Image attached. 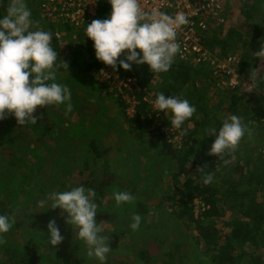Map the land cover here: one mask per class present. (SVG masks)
<instances>
[{
	"label": "trees",
	"instance_id": "1",
	"mask_svg": "<svg viewBox=\"0 0 264 264\" xmlns=\"http://www.w3.org/2000/svg\"><path fill=\"white\" fill-rule=\"evenodd\" d=\"M241 13L246 18H250L247 2H242ZM98 19H104L110 13V5L107 0H100V8L98 12ZM254 31L250 32V40L242 43L243 48L242 55L239 56V61L235 68L237 73L242 75H250L255 70V59L250 48L256 53L264 42L262 40L264 34V14L260 23L255 24ZM59 28V32H60ZM230 35H241L236 34L233 31H229ZM212 37H207L205 45L210 48ZM53 41L56 39L53 38ZM262 41V42H261ZM261 42V43H260ZM59 43V42H58ZM250 47V48H248ZM231 48L221 52L222 56L232 55ZM123 56H121L122 58ZM69 66H75L78 71L72 74H68L60 83L66 84L72 95L76 93L75 78L79 77L78 72L83 73L89 71L90 68L99 67V61L96 58H91L85 63L73 62ZM67 67V71L69 70ZM146 67V65H145ZM148 67V66H147ZM132 70V68H131ZM207 71L206 67H192L190 65L183 64L177 59L173 66L167 73L156 74L150 72L153 76H161L162 82L157 88H153L154 93L163 92L165 95H181L182 91L186 88H195L196 78H198L203 71ZM60 71V70H59ZM137 72V73H136ZM143 71L129 72V77L137 79L139 86L142 88L149 85L150 77L148 78ZM146 74V73H145ZM76 75V77H75ZM75 83V85H74ZM97 85V83H95ZM222 99H226L225 102L218 103L221 107H226L228 115L236 114L242 118V122L248 125V134L254 132L257 128L262 129L263 125L260 124L259 118L262 117L263 111H258L253 108L252 99L258 97L257 95L251 98L247 97L239 89L226 88L224 90ZM143 92H139L136 95V99L139 104L136 107L135 114L129 119L130 124H135L136 128L140 130V135L149 134V127L153 122L162 123V125L172 128L170 124V117L167 115L165 118L163 112L158 117H155L154 113L148 114V106L143 101ZM184 97V96H183ZM188 100L193 104L197 111L193 117L185 122L184 127L187 129L186 135L182 138L180 147L169 144L162 136L161 131L156 129L160 142L157 144L160 148V152L166 155V162L164 165H159L161 173L165 174L167 178L168 186L164 188L162 193L157 197L159 203L166 205V215L162 216L157 213L158 210H163L165 207L160 205L147 206V200L143 201L136 199L135 210L125 215L126 218H118L114 211L107 213V221L114 231L110 233V230H106L104 235L109 236L112 242L115 244L112 247L109 246L111 252L108 254L106 264H125L127 260L124 257L128 255L132 264L138 262L142 264H185L181 259L185 256L188 251L194 250L201 256L212 257L213 264H264V257L260 253L261 250L264 252V199L259 201L256 196L259 194L260 186L264 184V154L261 148L264 147V142L260 139L264 132H258L257 137L253 138L254 145L256 148V157L258 164L251 167V171L256 173L251 180H248L244 190H239L241 181L245 176L239 175L237 178V171L227 168L228 163L224 160L218 159L215 155H210L212 161L216 162L214 170V181L209 185H204L199 179H194V176L184 173L186 165L189 164V157L195 161L198 159L201 153L203 144L207 149L210 150L211 141L208 138L211 134H207V130L210 127H219L218 113L210 112L207 114V109L203 106V100L206 101L204 95L199 94V91L194 92L191 96H188ZM227 98L229 100H227ZM260 98V97H259ZM73 99V96L71 97ZM254 110V111H253ZM253 111V112H252ZM194 117H201L198 122H193ZM11 118V119H10ZM6 118V121H15L13 117ZM44 124L48 123L46 120ZM257 122L256 125H253ZM188 123L196 125V130L187 128ZM166 124V125H165ZM17 125V123H16ZM0 126L3 125L0 123ZM20 127V126H19ZM19 127L14 129H19ZM13 129H7V131L0 132V179L4 180L2 183L5 185V189L0 190V214H7L12 221H14L12 228L0 241V264H56L58 261L56 258L49 259L52 256V250L58 252L61 257L67 262L61 264H98L93 259L90 263L87 260V250L83 241L79 240L75 228L65 223L66 214L61 216V219L55 220L56 225L59 227L60 232L63 234V241L56 246L55 249L50 248L46 243L47 236V224L51 219H54L56 210L45 209L37 206V200L39 196H47V194L55 189V191H64L70 187L83 185L86 189L91 188L98 195L95 200L96 204H101V200L105 196H111L109 203L114 200V186H120L124 183L125 174H121L120 169L123 168L121 165L127 158H120L118 161H114L109 157V153L114 150L110 148L103 149L98 146L96 135L91 140L83 138L85 149L81 152V155L76 156L74 159L73 166L69 165L64 169L62 167V159L59 157H48L44 162H51L52 159H56L58 164L56 166L57 172L61 179H52L53 186H42L39 190V196L37 195L36 189H28L29 192H22L18 190L20 183L30 181L32 175L36 174L34 171L29 170L30 161L26 160L25 155L16 151L13 146L16 144V138L14 135L9 138V142H6V136L11 134ZM33 132L31 129H26L23 134L29 135ZM203 133L204 141L200 144L197 140H193L192 136L194 133ZM248 134L242 139L244 140ZM45 136V135H44ZM27 137V136H26ZM42 137V136H40ZM38 137L35 142L39 143L41 138ZM28 138V137H27ZM84 140H86V144ZM141 141V139H140ZM6 142V143H5ZM34 142V143H35ZM246 142V141H245ZM15 143V144H14ZM209 143V144H208ZM41 144H44L42 142ZM35 144H32L27 148V152L35 151ZM246 144H240V149H249ZM253 149V148H252ZM81 150V151H82ZM118 151V150H116ZM115 151V152H116ZM164 151V152H163ZM18 154H17V153ZM126 154V153H125ZM203 155V154H202ZM209 157L208 155H203ZM251 158H253L251 156ZM247 156V159H251ZM221 160V161H220ZM202 162V161H201ZM194 163V162H193ZM196 164V163H194ZM76 165V167L74 166ZM116 169V166H118ZM73 167L77 170V178L75 184L71 186L68 182L73 180L76 175H71L74 171ZM226 168V170H225ZM31 169V168H30ZM72 169V170H71ZM176 169V172L172 170ZM69 172V175H65ZM208 172H212L208 170ZM29 173V175H28ZM28 175V176H27ZM183 182L181 183V179ZM14 180L17 184H14ZM245 180V179H244ZM1 182V181H0ZM125 185V184H123ZM165 183H162V186ZM57 186V188H56ZM70 186V187H69ZM113 186V187H112ZM180 187V188H179ZM126 190L130 192L135 198L139 195V191L132 189L125 185ZM121 187H118L115 192L120 191ZM27 196H29L27 198ZM201 198L205 202V207L202 211L195 216L192 212V208L188 207V203L195 198ZM149 199L151 197L149 196ZM188 199L189 201H185ZM115 201V200H114ZM170 202V205L167 203ZM24 203V204H23ZM26 208L24 213L21 207ZM120 208V207H119ZM158 208V210H157ZM169 208V209H168ZM34 209H38L37 213L31 212ZM58 212V211H57ZM229 212L237 214L238 217L228 215ZM61 215V210L58 212ZM43 214L49 219H45ZM133 214H139L144 216V222L146 225L145 231L139 227V230L143 231L138 235L142 238L143 234L149 235L147 240H140L139 238L131 237L129 233L134 232L129 228V224L132 222ZM59 215V216H60ZM43 217V218H42ZM172 219L176 222L175 225L180 226L183 231L179 232L181 242L178 243L174 240H169L167 237L159 238V233H163V225ZM101 227V226H100ZM44 233H42V232ZM111 231V232H112ZM138 231V230H137ZM33 232V233H32ZM118 233V235H117ZM114 234V235H113ZM165 235V234H164ZM130 239H127L129 238ZM70 240L72 243L67 241ZM132 239V240H131ZM70 243V244H69ZM71 245V247H70ZM151 245H153L151 247ZM155 248V249H154ZM51 252V253H48ZM71 253L69 257H67ZM44 257V258H43ZM68 258V259H66ZM43 259V260H42ZM128 263V262H127ZM198 264V263H197Z\"/></svg>",
	"mask_w": 264,
	"mask_h": 264
},
{
	"label": "rangeland",
	"instance_id": "2",
	"mask_svg": "<svg viewBox=\"0 0 264 264\" xmlns=\"http://www.w3.org/2000/svg\"><path fill=\"white\" fill-rule=\"evenodd\" d=\"M245 1L248 4L250 18H246L241 13V6L243 4L242 2ZM28 5L32 9L34 19L37 20L35 18V8L31 7L30 4ZM224 9L226 12L227 22L223 27L219 26L214 28L213 33L209 36L212 37L210 48L220 53L226 51L228 48H231L232 51L230 53L239 58V56L242 55V51L244 48L241 47L242 43L248 42L250 40V32L254 31L255 24L260 23L262 20V15L264 14V0H224ZM2 11L3 9H0V12ZM39 27L41 29L49 28L51 31H55V34H57L56 38L55 36H53V38L56 39L57 42L53 41L52 39V43L54 44L53 47L57 50L58 60L60 62L67 63V65L69 66L70 63L74 64L73 62L76 63L79 61L80 63H85L89 59L95 58L92 42L87 37H84V31L78 32L70 27H65L61 25L54 26L48 23L41 22H39ZM59 28L61 29L60 32ZM229 31H233L241 36L238 37V35H230ZM262 40L264 42V36ZM249 50V52L253 54L254 57L252 58H254L256 62L254 71L257 72L258 76L264 75V56L257 55L254 50H252V48H250ZM259 50L257 52H259ZM99 64L100 65L98 68H90L89 71L85 73H83L82 71L80 73L78 72L79 77H76L75 75L76 81L74 82H76V85L74 83L75 87L73 88H75L76 93L72 95L73 99H71V112H66L65 105L46 106L45 108L38 107L36 111L40 114V119L37 121L36 125H27L19 127V125H16V121L8 120L4 122L5 119L0 121V123L3 125V127L0 126V132L7 131L8 128L13 129L12 133L6 136L5 140L7 144L9 142V138L12 140V135L17 137L15 141L16 144L14 143L15 145L13 146V148H15L17 152L19 149L20 152L25 155L24 158L30 161L28 162L30 163V165L28 166L31 168H29V170H31V172L34 171L36 173L32 175L29 183L25 180L20 183L18 186V190L26 192V194H28L29 190H27V188L36 189L37 195L39 196L38 192L42 189V186H46L48 188V186H53V181L55 180L52 181V179L62 178L61 176H59V172H57L56 169V166L61 163L57 162L56 159H52L51 162H44V160L48 157L54 158L55 156L62 159V167H64V169L67 168V166L69 165L73 166V163L75 161L74 159L76 158V156L81 155V152L85 153V151L82 150L86 148L83 143V138L88 137V140H91L92 137H95L97 135V138H100L97 139L98 146L103 149L110 148L112 146V150L114 148L118 150H114L113 153H109V157H111L114 161H118L122 157L127 158V160L124 161V164L121 165V167L123 168L120 169L121 174H125L124 183H121L122 185L120 186H112L114 192L115 190H117L118 187H121L120 191H125V185L132 189L135 187V189L139 191V195H137L136 199L140 201L146 199V207L160 205L161 203H159L157 197L162 193L164 188L168 186V179L165 178L164 173H161V168L159 166L165 164L164 162H166L165 159L167 157L166 155H164V153H161L159 151L160 148L157 145L160 142V139L157 136L159 133L156 131V129L159 130L158 125L162 123L153 122L148 129L149 132L152 131L153 134H142L140 135L141 138H138L140 130L136 128L135 124L129 123V119H131L132 117L127 114V111H129L128 107L125 109V104L127 103L123 102L124 100L121 98V96L110 87L104 86L103 84L96 85L95 79L91 77V74L93 72L98 71L101 68H111L110 66L104 65L100 61ZM145 65L146 64H133L132 70L129 71H125L117 67V72L120 75L129 77L127 75V73L129 72L132 73L136 70L143 71V74L148 78L151 75L149 80V86L146 85L148 86V89L157 88V86H159L162 82L161 76L158 75L152 77V74H150L151 71L149 67H147V65L145 67ZM206 69L207 71H203L201 75L196 78L195 88L192 89L188 87L184 89L182 91V97L184 96L183 98L188 99L187 95L191 96L194 92H197V90L201 95H204L205 93L206 101H202L203 106H205V108L207 109V114L209 112L210 114L212 112H216L219 114L218 117L220 118V126L223 120L228 117V111L225 107L226 99H222L226 87L220 88L219 86H217L213 70L211 68ZM76 71H78L76 65L69 66L68 72L66 71V66L60 65V71L57 74V82H61L63 78L65 80V77L68 74H72L73 76V73H75ZM138 74L141 73L138 72ZM238 76V84L235 86L234 89L237 88L239 89V91H242L247 94L248 98L246 99L248 100L254 95H259L258 97H254L252 99V106L255 110L263 111L262 117L259 118V123L263 125L262 129L257 128L251 134L249 133L250 135L248 134L249 136L245 138L244 143L241 140L240 144H246V147H248L249 149H240L238 146L236 152L234 153L235 159H231V157L227 156L224 158L225 160H228L230 162L227 168L235 170V172L237 171L238 179L240 178V174H243L245 176V178H243V180L241 181L242 184L239 187V190L242 191L244 190L248 180H251L252 177L256 174L255 172L253 173L251 171V167L259 163L257 160L258 156L256 157L257 147L254 145L253 138L257 137L256 135L258 132H264V82L257 83L255 87H252V73L250 75L246 74L242 76L238 74ZM260 79L264 80V77H261ZM143 100L147 104H150V102L152 101L150 100L149 96H144ZM227 100L229 99L227 98ZM222 101L225 102L224 107H221L218 104ZM165 116L166 115L164 114L163 117L165 118ZM10 117L12 116H8V118ZM200 118L201 117H194L195 120L193 122H198ZM44 120H46L48 123L44 124ZM256 124L257 122H254L253 125ZM14 126L15 128L19 127L18 131L17 129H14ZM28 128L31 129L33 132H30L29 135H26L28 137L27 138L23 134V132ZM187 128H191V130L197 129L196 125H193L192 123H188ZM162 136L165 137L164 135ZM38 137L41 138V141H39V143L35 142ZM172 137H174V135L170 134L171 139L168 140L165 138V140L169 144L176 145L179 147V141L180 139L181 141H183L182 138H184V136H181L179 133L177 134V136L175 135V139H173ZM192 138L193 140H197V142L200 144L204 141V134L201 132L194 133ZM208 138L211 142L214 141V137L212 135ZM260 139L264 142V133ZM85 141L86 140H84V142ZM42 142H44V144H41ZM32 144H35V151L33 152V154H31L32 152L29 153L26 150ZM85 145H87L86 142ZM204 145L206 144L201 145V156H199L196 161L193 158L189 157V164L186 165L187 167H185L184 173L182 172L181 174H188V176H194V179H199L198 169L201 167L204 168L205 172H208V170L214 172L216 162L212 161L210 155H208L209 149H207ZM261 149H263L262 153L264 154V147ZM202 154L208 155L209 157H204ZM247 156H250V158L252 156L253 158L247 159ZM252 161H254L253 165ZM193 162L196 164H194ZM74 166L76 167V165ZM75 167L72 168L74 169V171L71 175L76 176L73 180L71 179L68 181L70 182L69 184H71V186L75 184L74 182H76L77 178V170ZM117 167H119V165L116 166V169L120 168ZM172 171L176 172V169H173ZM65 175H69V172H67ZM2 179H0V190H2L3 188L5 189V185L2 183L4 180ZM180 182H183V178ZM162 183H165V185L162 186ZM14 184H17L15 180ZM52 191H55V189H52ZM149 196L151 197V199H149ZM28 197L29 196H27V198ZM97 197H95L94 199H96ZM44 198H46V196L40 195L37 200V203L39 200ZM108 199H111L110 195L109 197L105 196V198L101 200L100 205L97 204L98 213L94 217L97 223H101L100 226L103 235L105 234L104 232L106 230H110L111 234L114 233V231H112L111 229L112 226L105 223L107 221L108 212L114 211L117 214L116 216H118V218H126L125 215H128L130 212L134 211L137 204L135 199L132 203L121 205L119 206V208L114 200L112 203L108 204ZM256 199H258L259 201H262L264 199V184L260 186L259 194L256 196ZM185 201L188 202L189 200L185 199ZM167 204L170 205V202ZM161 205L165 208L163 210H158L157 208V213L162 216H165V209L167 206L163 204ZM188 205V207L192 208V212L195 216H197L203 208H207L205 207L206 204L203 199L199 197L190 201ZM21 209L24 213H26L27 210L24 205L23 207H21ZM45 209H48V206L43 207V211ZM53 210H56V212H54V219L51 220L59 221L61 219V215L58 213L60 209ZM37 211L39 210L34 209L31 212L37 213ZM228 215L238 217L237 214H232L231 212H229ZM43 216L46 220L48 219L47 216H45L44 214ZM140 217L141 220L144 219V216ZM174 224H176V222L172 219H169V221L166 222L162 227L165 235L160 232L159 238L167 237L169 240H174L180 243L181 239L179 236V232H182L183 229L178 225L174 226ZM140 225L143 228V231H145V223L142 222L140 223ZM137 230L132 233H129V235L131 237L133 236L134 238L137 237L140 240H147L149 238V235L146 233L143 234L142 238L138 237V235H140V233L143 231L139 230V228ZM61 234L63 235L64 233ZM127 239H130V237ZM67 241L72 243L68 239ZM113 244H115V242H112L109 238L108 246L112 247ZM152 246L153 245H151V247ZM260 253L263 255L262 257H264L263 250H261ZM51 254L52 256H50L49 259L52 261V258H56V260L58 261L56 264L67 262L61 257L62 255H60L55 250H52ZM70 255L71 253H69L67 257H69ZM87 260L91 263L93 261V258L87 256ZM124 260H127L125 261V264H132L131 261H129L131 260V258L128 255L124 257ZM181 260L185 264H213L211 256H201L194 250L188 251ZM136 264L142 263L138 262Z\"/></svg>",
	"mask_w": 264,
	"mask_h": 264
},
{
	"label": "clouds",
	"instance_id": "3",
	"mask_svg": "<svg viewBox=\"0 0 264 264\" xmlns=\"http://www.w3.org/2000/svg\"><path fill=\"white\" fill-rule=\"evenodd\" d=\"M107 2L110 5L107 17L84 27V37L92 42L95 58L113 71L117 67L129 71L133 64H146L152 73H167L181 53L178 33L191 22L188 15L159 9L148 12L142 9L140 0ZM0 9H3L0 12V121L12 116L19 126L36 125L40 119L38 107L65 105L66 112H71V90L57 82L60 65L66 66V71L68 65L58 60L53 47L55 31L39 27L27 0H0ZM256 54L264 56V46ZM261 77L264 75L252 72V87L264 82ZM152 106L156 112L168 114L171 127L179 130L181 136L187 133L185 122L197 111L181 95L163 92L156 93ZM249 131L240 116L229 115L219 127L207 130L206 135L214 137L208 155H215L225 163L229 162L224 159L226 156L235 159L234 153ZM198 172L205 186L214 181V172H205L203 167ZM95 196L93 189L80 185L51 191L37 206L60 209L61 216L66 214L65 223L75 228L78 239L86 246L87 256L98 264H106L111 252L109 236L102 234L101 223L94 219L98 213ZM113 196L118 207L136 199L127 191L114 192ZM131 219L129 228L135 231L140 227L141 217L133 214ZM13 223L7 214H0V241ZM63 239L55 220H50L45 243L55 249Z\"/></svg>",
	"mask_w": 264,
	"mask_h": 264
},
{
	"label": "built area",
	"instance_id": "4",
	"mask_svg": "<svg viewBox=\"0 0 264 264\" xmlns=\"http://www.w3.org/2000/svg\"><path fill=\"white\" fill-rule=\"evenodd\" d=\"M31 7L35 8V18L41 23L70 27L78 32L84 31V27L93 20L98 19L100 0H27ZM224 0H140L143 10L151 12L153 9L175 14L184 12L190 18V23L184 26L178 33V42L181 45V53L177 60L192 67H208L214 72L217 86L234 89L238 84L236 64L239 58L235 55L222 56L220 52L209 49L205 40L214 28L223 27L226 20ZM57 35V34H56ZM103 72V73H101ZM97 84H103L115 90L126 102L127 114L131 117L135 114L139 102L136 95L143 92L134 77L120 75L117 69H99L91 74ZM152 113L158 117L149 104ZM127 109V110H128ZM162 135L170 140V134L175 139L179 130L158 125ZM178 143V142H177ZM181 139L179 141V147Z\"/></svg>",
	"mask_w": 264,
	"mask_h": 264
},
{
	"label": "crops",
	"instance_id": "5",
	"mask_svg": "<svg viewBox=\"0 0 264 264\" xmlns=\"http://www.w3.org/2000/svg\"><path fill=\"white\" fill-rule=\"evenodd\" d=\"M223 5H224V2H223ZM206 68H208V67H206ZM149 86V85H148ZM148 86H144L143 87V93H144V96H149V98H150V100H154V98H155V93H154V90L155 89H148ZM141 88H142V86H141ZM143 96V97H144ZM144 101V100H143ZM145 102V101H144ZM146 103V102H145ZM147 104V103H146ZM147 106H148V114H150L152 111H153V109H152V107L149 105V104H147ZM168 115L167 113H163L162 115ZM158 115H161V112L160 113H158Z\"/></svg>",
	"mask_w": 264,
	"mask_h": 264
}]
</instances>
